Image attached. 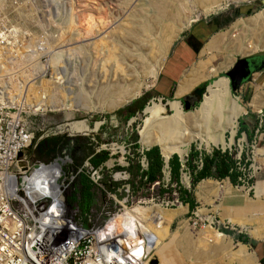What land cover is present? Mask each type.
Segmentation results:
<instances>
[{
    "label": "rangeland",
    "instance_id": "obj_1",
    "mask_svg": "<svg viewBox=\"0 0 264 264\" xmlns=\"http://www.w3.org/2000/svg\"><path fill=\"white\" fill-rule=\"evenodd\" d=\"M69 4L68 0H0V18H6L5 21L9 25V28L13 30V40L16 41L15 47L13 46L12 50L15 51V55H19L20 57L26 56V61L23 62L26 67V72L24 71L25 82L32 87V84L36 80L41 79L43 81V88L33 85L34 88L31 91L29 90L26 95V102H28L30 109H26L23 112V119L26 121L29 130L35 133V139L26 150V154L29 156L31 162L39 159H52L55 155L58 156L63 149H67L69 153L68 144L77 137H83L85 138V144L87 142L92 146H88L84 150L81 149L77 153V155H80L78 159L74 158L70 153V156L73 158L72 166L68 167V169L71 168L69 169L70 171L72 169L77 170L83 166L89 158V167L85 168V171L89 174L88 171H91L90 167L93 166L90 160L93 156L91 152L100 153L106 151L109 154L107 160L99 166L102 178L98 183L103 187L96 183L93 184L91 188L93 202L87 210L98 209L105 203L107 198L106 190L111 191L118 187L120 183L117 180L119 177L118 173L126 169L129 170L131 174L130 178L135 183V190H139L143 196L151 194L157 198L162 196L160 197V201L156 202L160 205L164 196L166 200L172 198L171 191H167L164 195L165 191L162 185H156L153 189L151 187L148 188V184L141 182L138 174L137 166H139V160L146 150L157 146L161 155L164 156L159 144L151 146L142 144L140 131L144 126L146 116L144 109L155 101L161 100V102L166 104L169 100L175 99H179L182 102L186 111L194 110L198 107L204 98L203 95L207 92L209 84L215 77L197 84L200 85L205 93L196 98L194 96L188 97L185 94L178 98L175 96L180 78L200 59H206L200 53L213 35L227 30L238 19H246L263 11L264 0H227L223 6H220L210 14L195 13L189 26L174 41L157 80L154 82L150 80L151 86L149 88L117 110L108 111L100 108L93 109L90 112L68 109L58 110L59 103L63 100L68 104H72L73 100L74 102L83 101V103L85 101L95 103L96 101V94L91 91L96 88L91 81V58L87 48L88 45H84L81 52L80 50L77 53L73 51L66 52L57 63V35L62 30L61 27H65L68 21L70 22L72 19L75 28L84 24L83 17L80 14L83 9L80 10V7L84 3L78 6V3L76 4L75 1L74 4L76 7L78 6V10L76 8L74 11H71L72 9L71 7L69 8ZM105 7L104 10L108 9L107 12H109V8L112 6L108 4ZM80 22H82L81 25ZM74 37L76 38L77 36L75 35ZM83 38H78V42L75 41L76 39L69 40V43L67 42L66 44L67 47L65 46L63 49L89 42L86 38ZM188 40H191V42ZM68 54L71 58V64L67 59ZM235 57L236 59H240L241 57L251 58L254 62V69L250 77L242 85L236 86L231 83L233 94L239 97L240 102L248 110L247 114L239 118L238 128L234 135L230 131L225 135L227 140L233 139L232 144L227 148L213 143L210 147H206L205 144H201L199 141H193L186 153L182 155L180 152L175 151L174 154L177 153L184 156L188 153L190 156L192 152L198 151V155L203 157L204 154H211L215 149L227 150L238 161L239 168L244 173V176L240 177L241 183L234 184L228 177L223 179L207 177L204 179H212L221 186L224 185L225 181H229L237 191L257 200L258 192L264 197V165L262 163L264 152L261 151L264 149V107L261 111H258L252 106V102L259 88L262 87L264 89V51H257V53L245 56L237 53ZM224 61L225 53H216L213 62L218 65ZM58 66H63L64 69L61 68L57 74ZM231 68L229 67L227 70L221 71L220 75L229 78L226 71ZM18 70H20V67ZM141 97L145 98V108L133 116L126 118L128 107ZM39 99H41L40 104L35 105ZM53 99L54 101L52 102ZM48 100L52 103L50 104ZM186 100L191 101L188 108L185 106ZM47 102L48 105L52 106L58 104L56 105L57 110L52 108L47 109L45 106ZM167 113H172V110L167 108ZM97 122H99V126L96 129L95 125ZM242 124H246L248 129L253 131L252 137H250L247 131L241 130L242 132L239 133L241 126H243ZM239 155L240 159L237 158ZM80 179L81 173L74 179L72 192L73 195L77 194L79 196L78 200L76 199L79 207L83 212H86L87 210L83 209V205L80 202L82 197L78 191L77 184ZM204 179L194 185L191 184L190 191L195 198V205L191 207L188 202L179 205L186 206L187 213L180 215V218L174 221L171 227V234L177 235L182 228L180 220H186L187 228L195 236L197 232L205 229L206 226H210L228 238H231L235 245L243 243L250 247L248 244L250 241L249 227L251 225L248 222L250 214L246 211L238 212L230 205L228 207L230 215L233 219L236 217L238 219L233 221L227 218L223 207L220 206L223 202L224 192L217 197L209 190L206 193L207 198L199 196V183ZM179 206H164L163 208L175 210ZM257 211L260 212L258 214L261 216L263 211ZM195 221L198 222L196 225ZM244 221L246 222L244 223ZM156 226L154 225V227ZM245 239L246 241H244ZM173 247H175L173 254L172 252L171 254L167 252L163 253V251L158 254L154 253L157 264H226L228 262L222 255L216 259L217 255H219L216 251H212L207 257L201 256L192 258L194 260H191V258L182 254L181 249L176 248V246ZM198 250L202 252V249ZM249 250L252 252L251 248Z\"/></svg>",
    "mask_w": 264,
    "mask_h": 264
},
{
    "label": "bare ground",
    "instance_id": "obj_2",
    "mask_svg": "<svg viewBox=\"0 0 264 264\" xmlns=\"http://www.w3.org/2000/svg\"><path fill=\"white\" fill-rule=\"evenodd\" d=\"M71 1L68 0V4L71 3L69 4L71 11L76 8L78 10V6L84 3L80 7V10L83 8L80 14L84 24L80 22L82 26L75 28L72 19L65 27H61L62 30L57 35V63L66 52L77 53L79 50L81 52L84 45H88L91 81L96 88L91 91L96 94V104L91 101L74 102L73 99V103L68 104L63 100L59 103L58 110L85 112L100 108L114 111L141 95L151 86L150 80L153 82L157 80L174 41L189 26L195 13L210 14L227 2V0H75L76 4L78 3L76 7L75 1ZM108 4L112 6L109 12L108 9L104 10ZM82 37L89 42L63 49L69 40L76 39L78 42V38ZM257 51H264V10L249 18L238 19L227 30L213 35L200 53L206 59H200L184 73L176 91L177 98L191 91L200 82L215 77L198 107L186 111L179 99L169 100L166 104L159 100L146 106L144 126L140 131L142 144L148 146L159 144L166 159L175 151L183 155L193 141H199L206 147H210L212 143L225 148L230 147L233 139L229 141L225 135L228 131L234 135L239 118L247 114L248 110L240 102L239 97L233 94L230 79L221 76L220 73L233 66L238 59L235 54L241 53L245 56ZM222 52L225 53V61L216 65L213 59L216 53ZM67 59L71 64L70 55ZM61 68L64 69L63 66H58L57 74ZM42 82L41 79L36 80L32 87L28 84V92L34 88L33 85L41 88ZM19 90L20 84L13 82L12 94L17 96ZM24 102L27 104L26 100H23L21 106ZM40 102L41 99L35 105H39ZM48 102L45 105L47 109L57 110L58 104L52 106L48 105ZM252 106L258 111L264 107L262 87L253 98ZM167 108H170L172 113H167ZM95 126L97 129L99 122ZM261 151L264 152V149ZM262 163L264 165V159ZM198 189L201 198L206 197L209 190L217 197L224 192L220 206L223 207L225 216L233 221L238 219L237 217L233 219L230 215L228 211L230 205L238 212L246 211L250 214L248 221L251 225L250 235L257 239L264 238V197L259 192L257 200H254L237 191L229 181H225L221 186L212 179L201 181ZM257 210L263 211L261 216ZM186 213V206L167 210L161 205L153 204L135 207L133 211L127 212L128 223L119 220L115 224L123 223L132 233L136 232L139 223L153 231L156 236L153 245L141 244V238L137 236L133 241H128L127 237L122 239L126 240L138 257L151 253V257L140 264H157L154 253L163 251L173 254L175 248L173 246L181 249L182 254L191 260L201 256L207 257L212 251H216L219 253L216 259L222 255L228 261L226 264H259L257 256L246 244L235 245L231 238L210 226H206L195 236L187 228V221L180 220L182 225L180 232L172 235V224L180 215ZM153 224L157 226L154 227ZM198 249H202V252Z\"/></svg>",
    "mask_w": 264,
    "mask_h": 264
},
{
    "label": "built area",
    "instance_id": "obj_3",
    "mask_svg": "<svg viewBox=\"0 0 264 264\" xmlns=\"http://www.w3.org/2000/svg\"><path fill=\"white\" fill-rule=\"evenodd\" d=\"M5 20L0 18V264H140L149 259L151 253L138 257L122 239L133 241L137 236L141 244L153 245L156 237L153 231L139 223L132 233L123 223L122 226L115 222L128 223L127 212L159 204L156 202L162 196L141 195L126 169L118 173V187L106 190L105 203L83 212L77 201L79 196L72 192L74 179L80 173L86 174L103 187L98 183L102 178L99 167H90L89 175L85 171L90 163L88 158L83 166L70 171L73 158L67 149L52 159L30 161L26 150L35 133L23 119V112L30 109L28 102L21 106L28 92L23 63L26 56L15 55L12 50L16 41ZM13 82L20 84L17 96L12 94ZM20 152L22 159L18 156ZM179 157V182L172 181L170 158L163 156L162 179L153 183L143 175L149 169L148 157L143 154L139 160L141 182L152 189L162 185L164 195L167 191L172 193L169 200L163 197L162 207L183 205L180 189L190 190L193 184L189 154ZM194 164L197 170L202 169L203 157H197Z\"/></svg>",
    "mask_w": 264,
    "mask_h": 264
},
{
    "label": "trees",
    "instance_id": "obj_4",
    "mask_svg": "<svg viewBox=\"0 0 264 264\" xmlns=\"http://www.w3.org/2000/svg\"><path fill=\"white\" fill-rule=\"evenodd\" d=\"M188 41L191 42V40ZM144 99H145L144 97H141L136 102H134L133 105L131 104V106L128 107V113L126 115V118L133 116L134 114H136L139 111H142L145 108L146 102L144 101ZM242 125L243 126H241L239 133L242 131H247L250 137H252L253 131H250L246 126V124H242ZM84 141L85 138L77 137L68 144L69 152L74 158L78 159V157H80V155H77V153L80 152L81 149L84 150V148L86 147L88 148V146H92L91 144L89 145L87 142L85 144ZM91 154L93 156L91 157L90 160L94 167H99L109 157V154L106 151H102L100 153H95L94 151H92ZM145 154L149 159L150 165L148 171L143 175H146L148 181L151 183L157 180H161L163 176L162 168L164 164V158L161 155L159 148L155 146L149 150H146ZM190 156H192L190 157V165L192 164L191 168L193 174V185L207 177H215L220 179L228 177L234 184L241 183L240 177L244 176V173L239 168V165L237 164V160L227 150L222 151L221 149H215L211 154H204L203 167L202 169H198V170L196 169V166L194 164V160L197 157H199L198 151L192 152ZM179 158H180L179 154L175 153L170 157L169 160V164L171 167V177L173 182H179V177H180ZM137 167H138V172L140 173L139 166ZM77 184L79 186L78 191L81 193V197H82L80 199L81 205H83L84 210H87L93 202V192L91 191V188L94 183L86 174H81V179L79 180V182H77ZM180 198L184 202H188L191 207H194L195 198L189 189H185L181 187ZM244 241H246V239Z\"/></svg>",
    "mask_w": 264,
    "mask_h": 264
},
{
    "label": "water",
    "instance_id": "obj_5",
    "mask_svg": "<svg viewBox=\"0 0 264 264\" xmlns=\"http://www.w3.org/2000/svg\"><path fill=\"white\" fill-rule=\"evenodd\" d=\"M254 69V63L253 60L249 57H241L240 59L236 60V62L233 64L232 68L228 71H226V74L231 80V83L236 86H240L243 84L245 80H247L250 75L252 74ZM205 95V94H204ZM203 95V97H204ZM191 104V101L186 100L185 106L188 108ZM19 158H23V152L19 153ZM172 156V155H171ZM170 156V157H171ZM21 164L26 167L25 162H21Z\"/></svg>",
    "mask_w": 264,
    "mask_h": 264
},
{
    "label": "crops",
    "instance_id": "obj_6",
    "mask_svg": "<svg viewBox=\"0 0 264 264\" xmlns=\"http://www.w3.org/2000/svg\"><path fill=\"white\" fill-rule=\"evenodd\" d=\"M181 78H180V81H181ZM180 81H179V83H180ZM179 83H178V85H179ZM177 88H178V86H177ZM176 91H177V89H176ZM204 93H205V91L202 90L200 85H197L193 89H191V91L186 93L185 95L188 97L194 96L196 98L197 96L199 97L200 95H202ZM175 96H176V93H175ZM248 244L250 246L249 248H251L252 252H254L255 255L257 256L259 264H264V238L257 239V238L251 237V235H250V241L248 242Z\"/></svg>",
    "mask_w": 264,
    "mask_h": 264
},
{
    "label": "flooded vegetation",
    "instance_id": "obj_7",
    "mask_svg": "<svg viewBox=\"0 0 264 264\" xmlns=\"http://www.w3.org/2000/svg\"><path fill=\"white\" fill-rule=\"evenodd\" d=\"M252 60V59H251ZM254 63V62H253Z\"/></svg>",
    "mask_w": 264,
    "mask_h": 264
}]
</instances>
